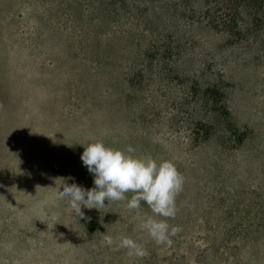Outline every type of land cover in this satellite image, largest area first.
I'll use <instances>...</instances> for the list:
<instances>
[{
    "label": "rangeland",
    "instance_id": "374dc122",
    "mask_svg": "<svg viewBox=\"0 0 264 264\" xmlns=\"http://www.w3.org/2000/svg\"><path fill=\"white\" fill-rule=\"evenodd\" d=\"M257 14L217 0H0V264H264ZM97 141L174 163L176 215L154 217L181 229L170 246L139 227L144 202L80 218L55 199L64 181L94 186L80 156ZM123 237L148 255L129 256Z\"/></svg>",
    "mask_w": 264,
    "mask_h": 264
},
{
    "label": "clouds",
    "instance_id": "9594fccd",
    "mask_svg": "<svg viewBox=\"0 0 264 264\" xmlns=\"http://www.w3.org/2000/svg\"><path fill=\"white\" fill-rule=\"evenodd\" d=\"M135 149L128 146L124 151L106 147L103 142H92L84 146L80 159L93 176V187L85 189L76 183L63 179L60 189L54 193L57 200L65 201V207L74 217L84 218L82 206L87 209L106 207L105 201L127 200L129 211L137 210L144 202L152 216L137 217L139 227L146 230L157 245L172 244L170 237L181 229L170 226L167 220L154 217L174 218L176 196L183 190L184 178L171 161L157 163L150 156L132 155ZM132 193L130 199L126 193ZM104 243L113 244V238L102 235ZM119 247L126 248L129 256L144 257L148 253L144 247L128 237L121 238Z\"/></svg>",
    "mask_w": 264,
    "mask_h": 264
},
{
    "label": "trees",
    "instance_id": "16d2710c",
    "mask_svg": "<svg viewBox=\"0 0 264 264\" xmlns=\"http://www.w3.org/2000/svg\"><path fill=\"white\" fill-rule=\"evenodd\" d=\"M217 2L227 4L228 6L250 8L255 12L257 10L259 16L262 15V11H264V0H217Z\"/></svg>",
    "mask_w": 264,
    "mask_h": 264
}]
</instances>
